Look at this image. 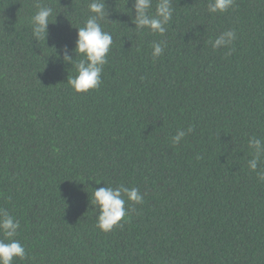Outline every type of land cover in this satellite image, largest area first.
Wrapping results in <instances>:
<instances>
[{
	"label": "trees",
	"instance_id": "obj_1",
	"mask_svg": "<svg viewBox=\"0 0 264 264\" xmlns=\"http://www.w3.org/2000/svg\"><path fill=\"white\" fill-rule=\"evenodd\" d=\"M90 2L0 0V209L26 251L13 264H264V157L248 166L249 140L264 139V0L215 14L210 0H171L163 35L136 29L134 0H104L101 84L76 93L64 55L81 58ZM39 7L53 10L42 40ZM120 185L143 203L125 197L127 219L105 233L92 196Z\"/></svg>",
	"mask_w": 264,
	"mask_h": 264
},
{
	"label": "clouds",
	"instance_id": "obj_2",
	"mask_svg": "<svg viewBox=\"0 0 264 264\" xmlns=\"http://www.w3.org/2000/svg\"><path fill=\"white\" fill-rule=\"evenodd\" d=\"M233 4L234 0H210L207 10L209 14L224 13ZM152 5L153 0H134L136 17L133 23L137 30L148 29L153 33L163 35L166 32V25L173 15L171 0H157L154 15L150 13ZM88 9L91 15L84 25L77 29L78 39L75 53L81 58L78 61H72L66 52L64 55V61L71 62L76 71V75L68 77L67 80V84L76 93H88L90 90L99 88L103 67L107 63V55L113 43L112 35L102 28L101 22L107 20L108 16L104 0H91ZM52 15V8L39 7V10L31 18L32 32L36 40L46 39L49 18ZM235 39V31L228 30L210 43L214 49L227 48ZM152 49V56L155 59L163 55L165 45L154 42ZM192 130L191 127L187 129V132L178 130L172 138L173 144H179ZM249 147L253 150V158L248 161V166L250 170L256 171L264 157V139L252 137L249 140ZM257 175L261 181H264V170L257 172ZM125 197L127 201L134 204L143 203V196L135 187L128 188L120 185L115 188L107 186L94 190L91 202L99 210L97 228L107 233L118 226L122 220L127 219ZM20 227V222L15 217L6 210L0 209V232L4 236V239L0 240V264H13L15 258L21 260L25 258V247L19 240L14 239L18 235Z\"/></svg>",
	"mask_w": 264,
	"mask_h": 264
}]
</instances>
